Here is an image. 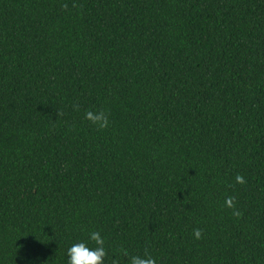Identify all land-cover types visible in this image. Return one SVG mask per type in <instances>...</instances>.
<instances>
[{
	"label": "trees",
	"instance_id": "16d2710c",
	"mask_svg": "<svg viewBox=\"0 0 264 264\" xmlns=\"http://www.w3.org/2000/svg\"><path fill=\"white\" fill-rule=\"evenodd\" d=\"M92 232L104 264H264V0H0V264Z\"/></svg>",
	"mask_w": 264,
	"mask_h": 264
},
{
	"label": "clouds",
	"instance_id": "9594fccd",
	"mask_svg": "<svg viewBox=\"0 0 264 264\" xmlns=\"http://www.w3.org/2000/svg\"><path fill=\"white\" fill-rule=\"evenodd\" d=\"M85 118L91 121L100 129L107 128L110 123L108 115L104 111H89L85 114ZM237 182L243 183V178L238 176ZM226 203L229 207H234L233 198H228ZM236 215H239V213H236ZM200 236L201 232L200 230H197L195 232V237L199 239ZM90 239L92 241H95L97 247L90 249L85 242H78L73 244L67 250V264H104V257L107 254L103 247L104 239L101 237L99 232L90 233ZM131 264H157V261L152 257L135 256L132 257Z\"/></svg>",
	"mask_w": 264,
	"mask_h": 264
}]
</instances>
